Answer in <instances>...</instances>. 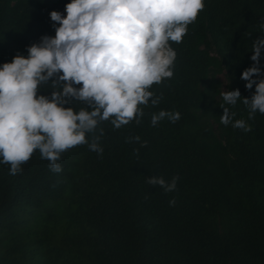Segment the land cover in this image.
Listing matches in <instances>:
<instances>
[{
    "label": "trees",
    "instance_id": "1",
    "mask_svg": "<svg viewBox=\"0 0 264 264\" xmlns=\"http://www.w3.org/2000/svg\"><path fill=\"white\" fill-rule=\"evenodd\" d=\"M69 2L0 0V65L54 37L49 13L64 15ZM262 23L264 0H204L182 42H169L173 76L149 88L157 105H140L143 116L119 129L100 122L88 143L61 153L60 173L39 150L16 175L0 162V264H264V114L249 119L238 99L224 106L251 130L221 124L218 79L251 98L241 73ZM51 82L37 95L50 97ZM161 110L180 119L152 126ZM96 136L102 154L89 149ZM155 176L177 177L175 190L149 185Z\"/></svg>",
    "mask_w": 264,
    "mask_h": 264
},
{
    "label": "clouds",
    "instance_id": "2",
    "mask_svg": "<svg viewBox=\"0 0 264 264\" xmlns=\"http://www.w3.org/2000/svg\"><path fill=\"white\" fill-rule=\"evenodd\" d=\"M203 9L204 0H70L64 15L50 12L55 36H44L39 45L28 47L26 58L17 54L0 65V162L9 164L10 174L16 175L39 150L50 170L60 173L61 153L88 143L86 134L100 122L110 120L119 129L143 116L139 106L153 97L149 88L173 76L176 52L169 42L181 43ZM260 27L264 30V23ZM262 48L264 38L255 40L252 66L241 73L246 90L255 85L254 94L241 99L238 89L223 91L221 124L251 130L244 120L233 123L235 113L224 106H234L238 99L247 106L249 119L257 112L264 114ZM50 80V97L38 96ZM160 99H151L152 105ZM72 100L91 110L64 107ZM165 117L175 123L180 113L161 110L152 115V126ZM99 139L94 137L89 149L102 154ZM131 139L140 141L138 136ZM177 179L166 182L155 176L147 183L167 193L175 190Z\"/></svg>",
    "mask_w": 264,
    "mask_h": 264
},
{
    "label": "rangeland",
    "instance_id": "3",
    "mask_svg": "<svg viewBox=\"0 0 264 264\" xmlns=\"http://www.w3.org/2000/svg\"><path fill=\"white\" fill-rule=\"evenodd\" d=\"M218 79L221 81L222 83V92L226 90V80H225V75H219Z\"/></svg>",
    "mask_w": 264,
    "mask_h": 264
}]
</instances>
